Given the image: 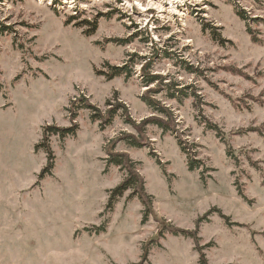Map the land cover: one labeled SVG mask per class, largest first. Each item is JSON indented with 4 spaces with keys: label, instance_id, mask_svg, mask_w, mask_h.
Masks as SVG:
<instances>
[{
    "label": "rangeland",
    "instance_id": "obj_1",
    "mask_svg": "<svg viewBox=\"0 0 264 264\" xmlns=\"http://www.w3.org/2000/svg\"><path fill=\"white\" fill-rule=\"evenodd\" d=\"M84 1L76 15L48 0H0V193L16 198L0 195V264H199L198 249L207 264H264V0L187 1L184 17L171 9L152 33L114 0ZM114 67L126 74L109 80ZM148 74L162 81L148 85ZM149 98L172 112L177 133L140 125L156 115ZM75 103L86 105L74 110L77 134L50 137L54 169L39 179L48 161L34 146L46 126H72ZM118 103L138 128L121 109L104 130L92 122L87 105L107 114ZM122 132L147 145L115 143ZM109 152L136 163L153 198L146 222L131 191L108 208L126 176ZM34 179L24 229L9 215L24 217L28 191H18Z\"/></svg>",
    "mask_w": 264,
    "mask_h": 264
},
{
    "label": "trees",
    "instance_id": "obj_2",
    "mask_svg": "<svg viewBox=\"0 0 264 264\" xmlns=\"http://www.w3.org/2000/svg\"><path fill=\"white\" fill-rule=\"evenodd\" d=\"M240 16L242 18H246V15L244 11L240 12ZM74 19V18H72ZM83 24L91 25L92 28L88 31V33H94L95 30L97 29V24L93 23L91 24L88 21H83ZM253 40L255 42H258L259 39L256 37H253ZM127 69L124 67L118 68L114 67L112 68L111 73H102L108 76V79H113L118 76H122L126 74ZM143 71H146V67H144ZM132 71L130 72V74ZM129 76V74H128ZM148 79L145 81L146 84H153L154 82L160 83L162 81L161 77L154 76V75H149L148 74ZM174 98V97H172ZM86 101V100H83ZM146 102L150 106L151 109H153L154 114L153 116L147 117L141 122V126L146 127L149 125H154L159 128H161L163 131H171L175 130L177 133V130L175 129L176 123L174 121V117L172 112H170L166 107H163L161 103L154 101L152 99H146ZM109 106H111L108 103ZM86 107L82 106L79 104L78 106H73V113L71 112L70 118L72 121V126L68 128H60L54 125H48L44 128L43 130V138L42 142L39 143L36 146V150H44L46 155H47V165L46 167L41 171L39 175V179H44L45 176H51L52 170L54 169V160H55V155L54 152L50 146L49 139L51 136H59L61 139H65L66 137L73 136L75 137L78 131V126L74 122V120L77 117V112L74 113V110L80 109ZM88 108H90L93 111V115L91 116L92 122H100V128L101 130H104L107 126L112 125L114 121V117L116 116V113L118 110H124V119L125 122L129 125H131L134 128H138L139 126H136L135 121L130 118V114L125 107L124 104L118 103L115 107H111L107 114H103L99 109L95 108L92 105H87ZM159 115V116H158ZM208 128L211 130H214L217 133V136L221 138V140H224V136L222 131L215 125H212L211 123H208ZM180 141V147L182 149V152L185 153L188 156V168L191 172L199 170L201 168V163L196 159V155L193 153H190L189 151V145L187 142H184L182 139ZM117 142H125L127 145L130 147L134 148H141L145 145H147V142L144 140H140L136 138L132 134H127L122 132L121 136L115 140V143ZM232 153L229 151L228 156L232 158ZM109 164L115 165L116 167H119L122 171L126 173V176L124 180L119 184L116 188L112 189L110 191V196H109V203H108V208L111 209L114 204L124 197V195L128 192L131 191V196L132 197H138L140 202L145 208V218L143 222H146L147 215L146 213L151 212L152 210V202L153 198L146 192L145 190V184L141 176L139 175V172L136 168V163L129 157L128 154L126 153H112L109 152ZM201 180L202 182L206 183V178L204 173H201ZM222 217L225 220H228L227 217ZM175 234H180L184 237H191L193 238L196 242L198 241L196 233L191 232V231H186V230H176L174 231ZM200 252V262L199 264H207L205 254L202 253V249H198Z\"/></svg>",
    "mask_w": 264,
    "mask_h": 264
},
{
    "label": "built area",
    "instance_id": "obj_3",
    "mask_svg": "<svg viewBox=\"0 0 264 264\" xmlns=\"http://www.w3.org/2000/svg\"><path fill=\"white\" fill-rule=\"evenodd\" d=\"M81 4H79L78 3ZM84 0H48V4L52 6L55 9H62L66 8L70 11H75L76 9L79 10L80 7L86 6L83 4ZM90 1V0H89ZM95 2H101V0H91ZM115 4L118 5V9L121 12L122 15L126 16L127 20L137 15L138 21L135 23L138 27L137 30L141 32V30L149 28V31L152 33L157 28V23H168L170 22V19L166 17L165 14L162 12H158L156 8L148 6L149 1L148 0H114ZM38 2H41L38 0ZM44 2V0H43ZM163 3L169 7L171 6L169 4V1L163 0ZM135 10V11H134ZM169 10L166 14H168ZM73 14L77 15V12L75 11ZM141 15V16H139ZM175 18V15L173 16ZM130 24H133L132 22ZM77 101V100H76ZM74 101V102H76ZM75 106H78L75 103Z\"/></svg>",
    "mask_w": 264,
    "mask_h": 264
},
{
    "label": "crops",
    "instance_id": "obj_4",
    "mask_svg": "<svg viewBox=\"0 0 264 264\" xmlns=\"http://www.w3.org/2000/svg\"><path fill=\"white\" fill-rule=\"evenodd\" d=\"M42 137H43V135H42ZM39 142L40 141H38V143H36L35 144V146H34V151L36 152V153H38V152H40V151H43L42 149L41 150H36V146L39 144ZM47 158V157H46ZM45 168V167H44ZM43 168V169H44ZM42 169V170H43ZM41 170V171H42ZM41 173V172H40ZM40 175V174H39ZM15 176H16V178L18 179V182L20 181H23V175H21V173H19V172H16L15 171ZM37 176H38V174H37ZM35 182V183H34ZM34 184V185H33ZM36 184H37V179H34L33 180V182L32 183H30V184H25L24 185V187L21 189V188H19V191L18 192H20V191H28V192H26L25 194H23L22 196H23V201H24V203H25V211L23 212L25 215H24V217H18V216H14V215H9L10 216V219L11 220H14V221H18V223L22 226V228H24V229H27V227H26V224L27 225H30V224H32L33 223V216H34V212L31 214V209L34 207L31 203H32V197L30 196V187L32 188V189H34L35 188V186H36ZM6 191H7V189H6ZM0 195H1V198H4V196H6V199H7V201L10 203V202H14V201H16V198H14L13 196H11L12 194L11 193H9L8 195H6V194H4V193H0ZM61 209V208H60ZM10 221V220H9ZM22 221H25V223L24 222H22ZM1 219H0V234H2L1 232L2 231H4L3 230V228H2V225H1Z\"/></svg>",
    "mask_w": 264,
    "mask_h": 264
},
{
    "label": "bare ground",
    "instance_id": "obj_5",
    "mask_svg": "<svg viewBox=\"0 0 264 264\" xmlns=\"http://www.w3.org/2000/svg\"><path fill=\"white\" fill-rule=\"evenodd\" d=\"M42 1V0H40ZM148 6L154 7L157 9L158 12H162L163 14L166 15L167 18L172 17L173 18V12L171 11V9H174V13H176V15H178L179 17H184L185 14L181 11H179L178 8V4H183L184 2H192V3H197L200 4L202 2H205L206 0H168L169 4L171 6L167 7L165 4H163L160 0H148ZM171 7V8H170ZM169 10L168 14L167 11ZM186 24L184 23L183 26H185Z\"/></svg>",
    "mask_w": 264,
    "mask_h": 264
}]
</instances>
